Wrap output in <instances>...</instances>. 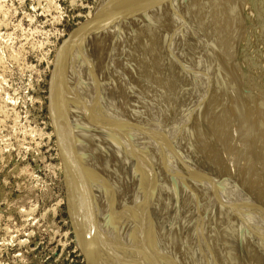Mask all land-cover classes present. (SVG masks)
Returning a JSON list of instances; mask_svg holds the SVG:
<instances>
[{
  "label": "bare ground",
  "instance_id": "obj_1",
  "mask_svg": "<svg viewBox=\"0 0 264 264\" xmlns=\"http://www.w3.org/2000/svg\"><path fill=\"white\" fill-rule=\"evenodd\" d=\"M100 2L50 108L89 263L264 264V116L247 120L230 63L241 0Z\"/></svg>",
  "mask_w": 264,
  "mask_h": 264
},
{
  "label": "rangeland",
  "instance_id": "obj_2",
  "mask_svg": "<svg viewBox=\"0 0 264 264\" xmlns=\"http://www.w3.org/2000/svg\"><path fill=\"white\" fill-rule=\"evenodd\" d=\"M100 1L0 0V264H90L75 233L69 168L50 108L57 56L72 38L95 29ZM240 3L230 63L243 112L261 126L264 0ZM218 24L215 31L226 26Z\"/></svg>",
  "mask_w": 264,
  "mask_h": 264
}]
</instances>
